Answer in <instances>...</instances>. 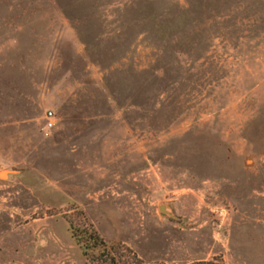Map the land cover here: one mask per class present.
Masks as SVG:
<instances>
[{
	"label": "rangeland",
	"instance_id": "rangeland-1",
	"mask_svg": "<svg viewBox=\"0 0 264 264\" xmlns=\"http://www.w3.org/2000/svg\"><path fill=\"white\" fill-rule=\"evenodd\" d=\"M0 166V264H264V0H0Z\"/></svg>",
	"mask_w": 264,
	"mask_h": 264
},
{
	"label": "trees",
	"instance_id": "trees-1",
	"mask_svg": "<svg viewBox=\"0 0 264 264\" xmlns=\"http://www.w3.org/2000/svg\"><path fill=\"white\" fill-rule=\"evenodd\" d=\"M69 226L72 236L82 248L84 256L93 264L95 262L100 264H120L116 260V253L121 252V244H109L98 234L91 224L80 227L75 226L69 221ZM199 264L211 263L203 261L199 262Z\"/></svg>",
	"mask_w": 264,
	"mask_h": 264
},
{
	"label": "water",
	"instance_id": "water-1",
	"mask_svg": "<svg viewBox=\"0 0 264 264\" xmlns=\"http://www.w3.org/2000/svg\"><path fill=\"white\" fill-rule=\"evenodd\" d=\"M2 172L3 171H2L1 166H0V178L4 179L5 177L2 175ZM6 172H8V171H6ZM162 210L164 211L165 210V207H162Z\"/></svg>",
	"mask_w": 264,
	"mask_h": 264
},
{
	"label": "built area",
	"instance_id": "built-area-1",
	"mask_svg": "<svg viewBox=\"0 0 264 264\" xmlns=\"http://www.w3.org/2000/svg\"><path fill=\"white\" fill-rule=\"evenodd\" d=\"M49 114L52 115V113H49ZM48 125H49V126H52L53 124H52L51 121H49Z\"/></svg>",
	"mask_w": 264,
	"mask_h": 264
},
{
	"label": "bare ground",
	"instance_id": "bare-ground-1",
	"mask_svg": "<svg viewBox=\"0 0 264 264\" xmlns=\"http://www.w3.org/2000/svg\"><path fill=\"white\" fill-rule=\"evenodd\" d=\"M6 174H7L6 171H3V172H2V175H3L4 177L6 176Z\"/></svg>",
	"mask_w": 264,
	"mask_h": 264
}]
</instances>
